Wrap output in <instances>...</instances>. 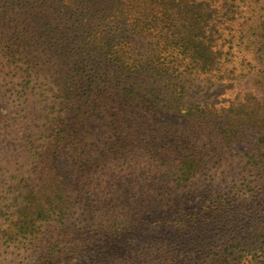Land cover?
<instances>
[{
  "label": "rangeland",
  "instance_id": "1",
  "mask_svg": "<svg viewBox=\"0 0 264 264\" xmlns=\"http://www.w3.org/2000/svg\"><path fill=\"white\" fill-rule=\"evenodd\" d=\"M102 37L114 55L88 52ZM28 39L30 72L4 53ZM134 61L171 80L145 70L140 100L119 67ZM78 105L91 119L56 143ZM263 147L264 0H0V264H188L252 243Z\"/></svg>",
  "mask_w": 264,
  "mask_h": 264
},
{
  "label": "trees",
  "instance_id": "2",
  "mask_svg": "<svg viewBox=\"0 0 264 264\" xmlns=\"http://www.w3.org/2000/svg\"><path fill=\"white\" fill-rule=\"evenodd\" d=\"M145 1V0H143ZM100 4H107V0H99ZM155 4H158L157 2H155ZM60 12V11H59ZM107 17L105 16V14L100 17L99 19H97V24H102L105 19ZM197 24H200V26H202V22L201 21H197L195 20ZM152 22H155L154 19H152ZM148 24H151V21L148 22ZM143 26H145V24L143 23ZM95 27L90 26L89 25V29L92 30ZM101 34H105L104 31H102ZM113 38L114 37H109L107 40H105L104 37H102L101 40L99 41H92L86 44L87 50L89 53H93L96 52L100 55V57H102L103 55L107 56V55H114L115 51H114V44H113ZM30 42L31 40L28 39L27 41L24 42L23 47L19 46L20 50L15 47L14 45H8L4 48V53L6 55H18L20 54L22 56V60H25L27 65H28V72H30L32 66H36L37 63H39L40 61V56L35 54V51L28 52L27 49L30 48ZM199 44H204L202 41L199 42ZM187 48H189L190 46H192L191 44H186ZM187 48H185V50L187 51ZM195 50L197 52V54H200V58H198L199 60L202 61V63H200L203 67H210L212 66V60L209 59L211 57L210 55V50L206 47H204L203 45H196L195 46ZM206 58V59H205ZM155 65L153 67V64L147 62L141 64L138 61H134L130 66H126L124 64V62H120L119 63V67L122 69H124L125 71H129L126 70L128 69H132L130 70L132 73L135 74V79H140V83L136 84L131 83L130 84V88L127 90L131 93H133L134 95H139L140 93V100L144 99L147 95V93H144L142 89H140V91H136L134 89L137 88H144V83L142 82L141 78L139 77L141 74L144 73L145 70H152L154 72H158L157 74L153 75L152 77H155L156 80H165V81H170L171 79H169V75L166 72V68H164L163 66H165V64H161L160 66ZM168 67V65H167ZM149 68V69H148ZM169 68V67H168ZM142 72V73H141ZM165 72V73H164ZM130 77V76H129ZM131 79H133V77H130ZM154 83H156L154 81ZM157 84V83H156ZM66 90V88L64 89V91ZM66 91H69V89H67ZM153 91V90H152ZM149 93H156L159 94V92H151L150 90L148 91ZM146 101H151L150 99H145ZM168 108H173L174 110H178L176 112H181L180 111V107L178 106H173V105H169ZM169 110V109H168ZM72 114V116H71ZM82 115H84V119L82 118ZM69 119L65 121V123L59 124L58 122H56V126H55V130H58L55 136L56 139V143L60 144V143H68L70 144V139L73 140V142L75 143L74 137L78 134H80V128L82 127V125H86V123L84 122L86 120V118L88 117L89 119H91L92 115L90 113H88V111H86V109H84L82 106L78 105L76 107V109L73 110L72 113V109L69 112ZM72 135H74L72 137ZM67 144V145H68ZM264 149V147H263ZM260 160L259 162L264 161V156L259 155ZM193 173V172H192ZM192 173L188 175V178L192 176ZM215 205H217V213L216 216H211L209 217L217 219L219 218V221H222L223 215L225 213L222 214V211L224 209V204H218L216 203ZM194 218V217H193ZM206 224V223H204ZM256 226H261L260 227V233L254 237H252L253 242L250 243L248 242L249 237L250 236H243V237H231L230 240L231 243H224L223 246L220 250L217 251H206L203 249H198L197 252L191 253L189 252L185 258L188 257H192L189 258L190 259V263L194 262V264H264V224H257ZM253 233V229L251 230V234ZM197 247H199V244L196 243ZM251 246V248L249 249L248 246ZM221 245H217V247H213L211 248V250H213L214 248H219ZM196 255H199L197 257H195ZM195 260H192L194 259ZM172 262L178 264L179 261L176 259H171Z\"/></svg>",
  "mask_w": 264,
  "mask_h": 264
}]
</instances>
